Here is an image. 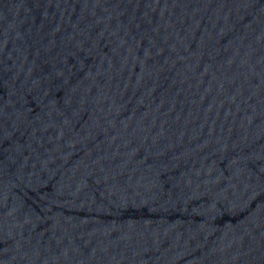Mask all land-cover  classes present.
<instances>
[{"label":"water","instance_id":"water-1","mask_svg":"<svg viewBox=\"0 0 264 264\" xmlns=\"http://www.w3.org/2000/svg\"><path fill=\"white\" fill-rule=\"evenodd\" d=\"M0 264H264V0H0Z\"/></svg>","mask_w":264,"mask_h":264}]
</instances>
